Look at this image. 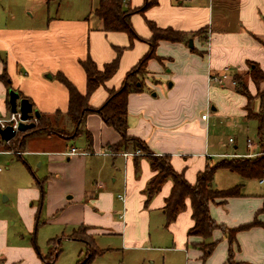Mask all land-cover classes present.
Returning <instances> with one entry per match:
<instances>
[{"label": "crops", "instance_id": "obj_1", "mask_svg": "<svg viewBox=\"0 0 264 264\" xmlns=\"http://www.w3.org/2000/svg\"><path fill=\"white\" fill-rule=\"evenodd\" d=\"M11 1L0 0L5 7L0 9V74L5 70L10 90L48 116L63 115L68 108V91L56 78L58 73L84 94L86 74L80 61L90 58L101 69L118 56L116 72L90 97L91 106L102 104L107 89L119 87L148 51L151 32L146 20L188 34L194 50L184 42L157 43L155 56L146 62L144 89L128 95L127 133L144 141L152 155H169L173 169L191 184L207 163L218 160L213 158L227 157L219 150L210 123L224 114L245 118L246 99L234 91V74L243 77L252 95L257 92L247 72L249 63L264 70V0H147L149 6L130 16L139 37L133 41L125 32L102 29L93 14L99 0L84 1L80 14L47 15L40 27L14 24ZM145 1L125 0V6L141 7ZM224 68L227 77L213 80ZM259 90H264V81ZM7 99L8 90L0 80V117L10 112ZM204 113L206 119L201 118ZM81 128L90 138L83 132L27 136L19 154L7 153L17 150L0 139V160L6 169L0 170V194L7 193L4 201L13 200L21 221L29 227L37 223L42 199L51 221L87 226L91 237L116 236L118 246L103 250L125 253L122 264H229V243L221 229L213 230L209 240L216 244L206 258L194 246L202 238L187 234L193 225L189 198L165 226L163 206L171 179L145 204L144 190L154 174L145 154L131 155L132 147L113 149L120 135L97 112L89 113ZM72 147L85 154H68ZM209 213L226 228L255 217L264 224V191H242L241 196L211 203ZM8 219L0 207V254L8 250ZM235 240L233 261L264 264V226L240 230Z\"/></svg>", "mask_w": 264, "mask_h": 264}, {"label": "trees", "instance_id": "obj_2", "mask_svg": "<svg viewBox=\"0 0 264 264\" xmlns=\"http://www.w3.org/2000/svg\"><path fill=\"white\" fill-rule=\"evenodd\" d=\"M149 5L150 2L146 0L141 7L130 8L125 6V0H99L97 7L93 10V14L101 20L104 31L125 32L129 36L130 41H133L139 37L133 30L130 16L133 13L142 12ZM146 24L151 32L147 40L149 44L148 51L140 58L136 65L126 72L119 87L107 89V97L102 104L96 108L91 106L90 97L96 88L104 85L116 72L118 56L111 62L104 64L101 69L90 58L80 61V65L86 74V92L84 94H81L64 75L58 73L56 78L68 91L67 111L63 115L60 112H56L52 116L40 114L34 122L33 127L25 131L17 132L6 143L8 144L7 148L19 151L23 147L27 136L37 133L68 137L83 132L87 138H90L88 131L83 130L81 127L89 113L97 112L103 122L112 127L120 135L119 142L111 146L113 149L132 147L134 150L140 149L143 155L145 154L147 156L154 174L144 190L146 197L145 204L160 190L162 184L167 179L172 180L170 193L166 197L163 206L165 226H168L176 219L178 213L185 207V199L189 198L193 225L187 234L188 236L202 238L200 242L194 244V246L202 251V258L204 259L209 256L214 249L216 241L209 239L213 230L219 228L226 235L229 243L228 263L243 264L241 262H235L232 259L233 244L236 242L235 234L240 230H246L257 225L264 226V224L255 217L248 223L233 228H226L217 224L212 219L209 213V205L214 202H223L229 197L242 195L243 184H236L223 189L213 187L214 174L217 170L223 169L236 173L243 179L264 180V90H259L260 84L264 81V70L256 63H249L247 74L257 88L255 95L250 93L241 75H233L234 91L246 99L243 106L245 112L244 117L247 120L256 121L255 141L259 151L255 156H249L247 153L241 156L222 157L214 163H207L204 169L197 173L195 182L191 184L186 181L181 173L173 169L169 155H152L144 141L127 133V98L130 93L140 92L144 89V83L141 77L146 74V62L155 56L157 43L160 40H166L188 44L190 39V36L186 33L171 28H159L152 21L146 20ZM190 35L194 36L195 33ZM190 49L194 50V47L192 46ZM119 51L120 49H117V54H119ZM0 80L9 92L10 81L5 70L0 74ZM256 99L258 100V107L254 111L253 105ZM7 105L9 106L8 99ZM68 127L71 129L68 130ZM80 228L83 230L82 235H79ZM87 229V226L81 225L69 235V238L81 240L87 246V252L84 258L78 259L75 264H88L95 255L104 252L103 249L96 246L94 239L89 234L84 233V230ZM53 241L52 239L49 242ZM55 251L50 247L49 255L45 257L40 256L41 260L47 263L53 262L57 257V252Z\"/></svg>", "mask_w": 264, "mask_h": 264}, {"label": "rangeland", "instance_id": "obj_3", "mask_svg": "<svg viewBox=\"0 0 264 264\" xmlns=\"http://www.w3.org/2000/svg\"><path fill=\"white\" fill-rule=\"evenodd\" d=\"M84 1L86 0H13L11 1L12 5H9L8 8L17 18L14 24L40 27L45 23L47 15L54 16L57 13L56 16H61L69 11L72 12L71 14H80L86 8ZM3 5L4 3H0V9L5 8ZM141 79L144 82L145 75H142ZM257 104V101H255L254 111L257 110ZM210 128L213 131L219 150L225 152L227 157L234 153L244 155L259 151L256 148L255 141V120L224 114L211 119ZM69 129L71 128L68 127ZM229 138H232L234 142H229ZM247 139L252 141V145H247ZM0 149H2L1 145ZM217 159L220 158H213V160ZM4 165L5 163L0 160L3 172L6 171ZM236 184H244L243 192L264 191V183H259L253 179H243L239 175L227 171H217L213 180V187L215 188H228ZM5 197H7V193L0 194V207L3 213L7 211L9 218L7 226L8 250L0 254V264H75L78 259L84 258L87 252L86 243L69 238L75 226L51 221L53 217L46 214L42 199L37 214V223L34 222L29 227L21 221L20 216L14 210L13 200L4 201ZM32 202L35 205L37 204L36 201ZM82 233L83 230L80 228L79 235H82ZM84 233L88 234L89 232L84 230ZM92 237L96 246L100 249L105 250L108 247L116 248L118 246L116 236L98 234ZM52 239L54 241L49 242ZM50 247L56 250L57 257L51 263L43 262L40 256H48ZM125 255V253L123 255L116 250L114 252L104 251L95 255L88 264H122Z\"/></svg>", "mask_w": 264, "mask_h": 264}, {"label": "water", "instance_id": "obj_4", "mask_svg": "<svg viewBox=\"0 0 264 264\" xmlns=\"http://www.w3.org/2000/svg\"><path fill=\"white\" fill-rule=\"evenodd\" d=\"M188 46H193L192 39H189ZM8 103L10 112L18 110L21 121L18 123L17 130H14L11 126L0 128V139L6 142L11 140L17 132L33 127L34 122H31L30 119H37L40 115L37 110L32 108V104L27 98H20L19 94L14 90H9L8 92Z\"/></svg>", "mask_w": 264, "mask_h": 264}, {"label": "built area", "instance_id": "obj_5", "mask_svg": "<svg viewBox=\"0 0 264 264\" xmlns=\"http://www.w3.org/2000/svg\"><path fill=\"white\" fill-rule=\"evenodd\" d=\"M227 68H224V73L221 74L220 76H214L212 77L213 80H216L218 82H221L224 78L227 77ZM207 113H204L201 115L202 119H206L207 118ZM20 114L18 112V110L16 112H9L7 117H0V128H5L6 126H11L14 130H17L18 127V123L20 122ZM31 122H35L36 118H32L30 119ZM233 139L229 138V142H232ZM247 145L250 146L252 145L251 140L247 139ZM7 153H14V154H19L20 151H9ZM257 152H252V153H248L249 156H255ZM68 154H85V152L83 151H78L75 147H72ZM127 153H125L126 155ZM131 155H140L143 154V152L140 149H135L132 153H130ZM0 170H2V167L0 166ZM263 181V180H261ZM119 199L123 200V196L120 195Z\"/></svg>", "mask_w": 264, "mask_h": 264}]
</instances>
